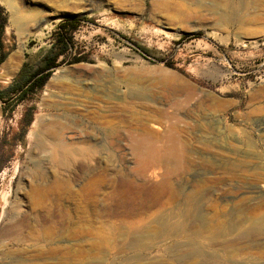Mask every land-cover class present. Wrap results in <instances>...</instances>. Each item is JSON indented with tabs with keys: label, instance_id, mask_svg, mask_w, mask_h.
Returning <instances> with one entry per match:
<instances>
[{
	"label": "rangeland",
	"instance_id": "obj_1",
	"mask_svg": "<svg viewBox=\"0 0 264 264\" xmlns=\"http://www.w3.org/2000/svg\"><path fill=\"white\" fill-rule=\"evenodd\" d=\"M0 7V87L68 17L84 58L30 100H0V264H264V0Z\"/></svg>",
	"mask_w": 264,
	"mask_h": 264
},
{
	"label": "trees",
	"instance_id": "obj_2",
	"mask_svg": "<svg viewBox=\"0 0 264 264\" xmlns=\"http://www.w3.org/2000/svg\"><path fill=\"white\" fill-rule=\"evenodd\" d=\"M4 10L0 7V67L9 56L8 51H4L1 39L7 18L3 15ZM83 20L77 16L68 17L62 20L52 35V46L43 56L37 66H32L25 62L15 80L6 87H0V100L7 106L30 100L33 95L44 89L52 74L64 64H78L84 61L83 57L72 56L75 50V33L80 29ZM170 67V65H167ZM34 121V112L26 111L20 126V135L25 137L28 128ZM2 167L0 165V172Z\"/></svg>",
	"mask_w": 264,
	"mask_h": 264
},
{
	"label": "bare ground",
	"instance_id": "obj_3",
	"mask_svg": "<svg viewBox=\"0 0 264 264\" xmlns=\"http://www.w3.org/2000/svg\"><path fill=\"white\" fill-rule=\"evenodd\" d=\"M228 1H230V0H228ZM21 49H22V47L20 48V50L17 53H15V55H19ZM20 58H21V56L10 57L8 59V61L2 66V69H1L2 72L5 71L6 73H8L12 68L13 69L17 68L20 64ZM56 156L60 162H65L64 157L61 155L60 151H58V153L56 152ZM194 186H196V185H194ZM199 191H200V189L198 187H194V189L191 192H188L186 195L187 200L189 202V209H188L189 217H190V220H192V221L196 220L197 219L196 217L199 214V209H200L199 208V201L200 200L198 199ZM158 222H160L161 225L166 229H168V228L172 229L173 228V226L170 225L168 218L160 219V221H158ZM152 228H153V225L150 224L146 227L145 230H151ZM179 229L183 231L185 229V225L180 226Z\"/></svg>",
	"mask_w": 264,
	"mask_h": 264
}]
</instances>
